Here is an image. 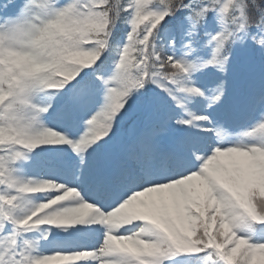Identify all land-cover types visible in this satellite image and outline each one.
<instances>
[{
	"label": "snow or ice",
	"instance_id": "snow-or-ice-1",
	"mask_svg": "<svg viewBox=\"0 0 264 264\" xmlns=\"http://www.w3.org/2000/svg\"><path fill=\"white\" fill-rule=\"evenodd\" d=\"M0 264H264V0H0Z\"/></svg>",
	"mask_w": 264,
	"mask_h": 264
},
{
	"label": "trees",
	"instance_id": "trees-1",
	"mask_svg": "<svg viewBox=\"0 0 264 264\" xmlns=\"http://www.w3.org/2000/svg\"><path fill=\"white\" fill-rule=\"evenodd\" d=\"M210 48L206 49L203 52V56L205 58H208L210 56ZM239 68V65H238ZM245 129V128H244ZM243 128H237L236 132H241L244 130ZM236 133H233L235 135ZM39 151V150H37ZM67 156L74 159V154L68 150ZM64 159L65 156L63 154H55L51 156H46L45 159L41 164H39L34 172V175L38 177H44V178H51V179H59L60 174L68 175L70 178L72 176V172L68 170L64 165Z\"/></svg>",
	"mask_w": 264,
	"mask_h": 264
},
{
	"label": "rangeland",
	"instance_id": "rangeland-1",
	"mask_svg": "<svg viewBox=\"0 0 264 264\" xmlns=\"http://www.w3.org/2000/svg\"><path fill=\"white\" fill-rule=\"evenodd\" d=\"M251 59H252V54L250 53H247V52L237 53V66L239 65V67H243L247 65L251 61ZM238 123H239V126L247 127V124H244L242 121ZM60 178L62 180L64 179L71 180V178L67 174L66 175L60 174Z\"/></svg>",
	"mask_w": 264,
	"mask_h": 264
}]
</instances>
